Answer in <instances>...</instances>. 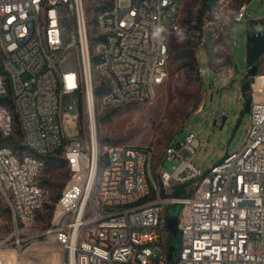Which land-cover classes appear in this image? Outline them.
Wrapping results in <instances>:
<instances>
[{
  "label": "built area",
  "instance_id": "built-area-1",
  "mask_svg": "<svg viewBox=\"0 0 264 264\" xmlns=\"http://www.w3.org/2000/svg\"><path fill=\"white\" fill-rule=\"evenodd\" d=\"M235 1L215 0L211 16L227 18ZM181 8L182 0H0V222L7 215L13 226L0 238V264H18L36 238L62 249L60 264H264V74L247 92L244 146L207 172L188 156L202 146L194 133L174 139L159 162L149 147L106 146L100 167L99 113L155 97L170 75ZM247 9L240 4L232 23ZM216 72L224 86L235 76L231 64ZM72 110L79 132L68 137ZM60 151L70 178L49 225L34 232L48 203L42 175ZM166 160L181 162L170 173ZM177 204L180 246L170 260L167 214Z\"/></svg>",
  "mask_w": 264,
  "mask_h": 264
},
{
  "label": "rangeland",
  "instance_id": "rangeland-1",
  "mask_svg": "<svg viewBox=\"0 0 264 264\" xmlns=\"http://www.w3.org/2000/svg\"><path fill=\"white\" fill-rule=\"evenodd\" d=\"M244 2L248 3L245 20L232 23L234 11ZM212 3L213 0H182L180 24L171 38L170 75L153 99L101 110L98 132L107 159L106 146L131 145L152 148L159 162L174 139L185 140L189 133H194L202 140V146L195 156H188L196 167L207 172L227 153L242 149L252 121V113L245 111L242 97L247 72V36L264 28V24L256 23L264 19V0H236L223 20L211 16ZM188 49L197 53L200 67L207 70L204 77L189 69L185 59ZM228 64L233 66L235 76L224 86L216 71ZM259 67V73L264 74V55ZM76 113L72 110L65 115L63 126L68 137L79 132ZM21 138L17 127L13 139L21 143ZM180 162L166 160L163 165L173 173ZM69 178L67 166L47 162L42 185L48 192V203L31 230L41 232L47 228ZM12 233L13 226L6 215L0 222V238ZM172 244L180 246L177 238L172 239ZM62 256L59 246L36 238L25 245L18 264H53L55 258L60 260Z\"/></svg>",
  "mask_w": 264,
  "mask_h": 264
},
{
  "label": "water",
  "instance_id": "water-1",
  "mask_svg": "<svg viewBox=\"0 0 264 264\" xmlns=\"http://www.w3.org/2000/svg\"><path fill=\"white\" fill-rule=\"evenodd\" d=\"M264 55V28L257 31L249 32L247 36V72L242 83V97L245 99V111L251 112L252 101L247 96V92L251 88V80L260 72L259 63ZM182 206L180 204L171 206L168 210L167 227L171 233L178 237V214ZM176 245L172 244L169 247V259L173 258L176 250Z\"/></svg>",
  "mask_w": 264,
  "mask_h": 264
},
{
  "label": "trees",
  "instance_id": "trees-1",
  "mask_svg": "<svg viewBox=\"0 0 264 264\" xmlns=\"http://www.w3.org/2000/svg\"><path fill=\"white\" fill-rule=\"evenodd\" d=\"M214 2H215V0H213L212 7H213ZM256 23L262 26L264 24V19H261V20H259ZM185 59H186V63L188 65L189 69L192 72H196L197 71L198 75L200 76V73H199L200 65H199V59L197 57V53L193 49H188V50L185 51ZM61 153H62V151L49 156L47 162H49L50 164L67 166V161L65 160V158L60 156ZM106 164H107V158L104 155V156H102V158L100 160L101 169H103L106 166ZM180 192H181L180 189H176L175 190V194H179ZM176 238L177 237L172 236V239L175 240Z\"/></svg>",
  "mask_w": 264,
  "mask_h": 264
},
{
  "label": "clouds",
  "instance_id": "clouds-1",
  "mask_svg": "<svg viewBox=\"0 0 264 264\" xmlns=\"http://www.w3.org/2000/svg\"><path fill=\"white\" fill-rule=\"evenodd\" d=\"M165 31H166V29L162 25L157 26L153 32L154 38H159L161 36V33L165 32Z\"/></svg>",
  "mask_w": 264,
  "mask_h": 264
},
{
  "label": "bare ground",
  "instance_id": "bare-ground-1",
  "mask_svg": "<svg viewBox=\"0 0 264 264\" xmlns=\"http://www.w3.org/2000/svg\"><path fill=\"white\" fill-rule=\"evenodd\" d=\"M20 257H21V255H20ZM20 257H18V263L20 262ZM62 261H63L62 259L59 260L58 258H55L53 264H60V263H62Z\"/></svg>",
  "mask_w": 264,
  "mask_h": 264
}]
</instances>
